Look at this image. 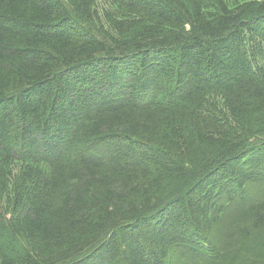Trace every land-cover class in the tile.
Returning <instances> with one entry per match:
<instances>
[{"label": "trees", "instance_id": "16d2710c", "mask_svg": "<svg viewBox=\"0 0 264 264\" xmlns=\"http://www.w3.org/2000/svg\"><path fill=\"white\" fill-rule=\"evenodd\" d=\"M108 4L0 0V264L259 247L264 0Z\"/></svg>", "mask_w": 264, "mask_h": 264}, {"label": "rangeland", "instance_id": "374dc122", "mask_svg": "<svg viewBox=\"0 0 264 264\" xmlns=\"http://www.w3.org/2000/svg\"><path fill=\"white\" fill-rule=\"evenodd\" d=\"M100 3L103 9L109 7L108 0H100ZM248 232L260 237V246L257 248L250 246L241 234L234 243L227 246L220 264H264V247L261 246V240L264 237L260 236L258 230L250 229Z\"/></svg>", "mask_w": 264, "mask_h": 264}]
</instances>
